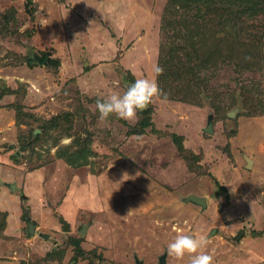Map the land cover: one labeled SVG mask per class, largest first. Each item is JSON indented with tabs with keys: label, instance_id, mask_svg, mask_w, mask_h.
I'll use <instances>...</instances> for the list:
<instances>
[{
	"label": "rangeland",
	"instance_id": "1",
	"mask_svg": "<svg viewBox=\"0 0 264 264\" xmlns=\"http://www.w3.org/2000/svg\"><path fill=\"white\" fill-rule=\"evenodd\" d=\"M170 2L0 0V263L189 264L166 252L182 230L208 237L214 264H264V112L241 97L264 102V5L230 43L241 66L215 54L191 99L154 98L145 128L140 112L99 120L98 98L153 76Z\"/></svg>",
	"mask_w": 264,
	"mask_h": 264
},
{
	"label": "trees",
	"instance_id": "2",
	"mask_svg": "<svg viewBox=\"0 0 264 264\" xmlns=\"http://www.w3.org/2000/svg\"><path fill=\"white\" fill-rule=\"evenodd\" d=\"M235 1L237 0H171L169 3L171 8L168 7L169 9L163 12L161 25L164 34H170H166L165 42L160 45V48L158 47L157 54V65L163 68V73L157 77V83L167 94V98L191 99L190 95L195 92L196 86L199 87L201 82H207L206 79L205 82L200 79L197 69L200 66L205 67L209 62H215V54L219 55V60H228L230 63L241 66L237 60H231L232 55L228 51H231V48L234 49L235 45L230 43L239 42L240 31L244 29L240 23L243 16L250 17L254 13V8L258 9L259 6L264 5V0H240V3ZM219 30L223 33L220 36L216 35ZM248 35L249 33L245 32L244 37L251 44L249 41L253 37H248ZM174 38L180 40L175 42ZM189 40H191V45L187 48ZM41 54L45 57L49 53L42 52ZM185 57L187 62L183 60ZM30 61L28 57V62ZM48 61H54L55 64L58 62L51 57ZM252 64L254 62H250L249 66L251 67ZM194 80L198 81L197 84ZM244 95L243 92L241 97L246 113L264 112V102L250 101L244 98ZM140 113L144 114V117L141 116L137 125L141 128L151 125L150 109L147 107ZM137 125L130 126L128 129L132 128V132L136 133ZM37 137H39V132L34 136V138ZM181 140L182 137L180 139L182 145L183 140ZM57 154L62 156L59 150ZM66 160L69 161L68 158ZM216 185L218 190L215 192L219 194L224 190V186L218 183Z\"/></svg>",
	"mask_w": 264,
	"mask_h": 264
},
{
	"label": "clouds",
	"instance_id": "3",
	"mask_svg": "<svg viewBox=\"0 0 264 264\" xmlns=\"http://www.w3.org/2000/svg\"><path fill=\"white\" fill-rule=\"evenodd\" d=\"M162 73L163 68L154 65L153 76L150 79H136L123 94L114 91L106 98H98L96 109L99 120L105 122L110 115H115L119 119L135 122L139 119L138 113L145 110L154 98L166 100L167 94L157 83V77ZM129 178L135 179V177L127 176V179ZM209 243L208 237L204 234H191L177 230L175 238L167 245L166 252L176 260H183L186 255L189 256V264H214V256L204 251Z\"/></svg>",
	"mask_w": 264,
	"mask_h": 264
},
{
	"label": "water",
	"instance_id": "4",
	"mask_svg": "<svg viewBox=\"0 0 264 264\" xmlns=\"http://www.w3.org/2000/svg\"><path fill=\"white\" fill-rule=\"evenodd\" d=\"M44 60H46V57L44 58ZM206 132H212V118L211 116L209 115L208 118H207V122H206V125L204 126L203 128ZM39 131L38 128H35L34 129V133H37ZM251 165V161L248 160L247 162V167ZM10 187L11 188H14L15 187V183H10ZM184 201H189V202H193L195 204H199L202 208H204L206 206V203H207V199H206V196H203V195H198L196 193H188L186 194L183 198H182ZM62 221V224H63V227L62 229L63 230H69L70 229V226H69V222L68 221H65L63 220V218L60 219ZM32 220L30 219V217L27 215V218H26V221L27 222V232L30 233V234H34L35 233V225L33 222H31ZM81 231H84V226H82L81 228ZM215 231V229L213 228L211 233H213ZM244 231V229H241L237 235H236V238H239L240 234ZM44 237H47V233H44L43 234ZM134 264H147L145 263L144 261L142 260H139V259H136L135 263ZM158 264H167V261H166V253L163 252L159 257H158Z\"/></svg>",
	"mask_w": 264,
	"mask_h": 264
},
{
	"label": "crops",
	"instance_id": "5",
	"mask_svg": "<svg viewBox=\"0 0 264 264\" xmlns=\"http://www.w3.org/2000/svg\"><path fill=\"white\" fill-rule=\"evenodd\" d=\"M0 264H2V262Z\"/></svg>",
	"mask_w": 264,
	"mask_h": 264
},
{
	"label": "flooded vegetation",
	"instance_id": "6",
	"mask_svg": "<svg viewBox=\"0 0 264 264\" xmlns=\"http://www.w3.org/2000/svg\"><path fill=\"white\" fill-rule=\"evenodd\" d=\"M207 204V203H206Z\"/></svg>",
	"mask_w": 264,
	"mask_h": 264
}]
</instances>
